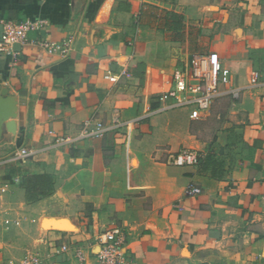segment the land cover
Masks as SVG:
<instances>
[{"label": "crops", "instance_id": "obj_1", "mask_svg": "<svg viewBox=\"0 0 264 264\" xmlns=\"http://www.w3.org/2000/svg\"><path fill=\"white\" fill-rule=\"evenodd\" d=\"M166 10L183 15L180 28ZM27 19L45 21L29 38L57 49L0 52V220L12 221L0 264H99V236L115 230L126 264H264V0H0V37L2 20ZM195 53L230 69L209 139L199 125L212 108L192 119L159 98ZM87 119L104 135L79 136ZM184 148L198 165L167 162ZM37 173L54 190L28 202L22 179ZM22 221L31 240L11 232Z\"/></svg>", "mask_w": 264, "mask_h": 264}, {"label": "built area", "instance_id": "obj_2", "mask_svg": "<svg viewBox=\"0 0 264 264\" xmlns=\"http://www.w3.org/2000/svg\"><path fill=\"white\" fill-rule=\"evenodd\" d=\"M2 32L0 37V52H9L13 56L17 55L16 44L22 45L28 42L39 44L54 52L57 48L54 44L29 38V33L36 29H41L45 24L44 20H2ZM106 78L110 81H116L117 75L107 74ZM230 83V69L227 68L221 59L213 53H195L191 56L189 64L184 69H178L174 73V87L163 93L159 98L161 101L174 99L178 107L190 109L192 119H201L211 111L212 104L219 94L220 86ZM239 93L234 92L238 97ZM105 127L101 121L87 119L82 125L79 136L104 135ZM30 152L26 148L20 149L16 156L23 162H28ZM200 154L194 149H181L177 152H170L167 162L174 165H198ZM18 182V179H15ZM9 183H4L0 187V194L8 189ZM199 188L194 184L189 185V193H199ZM12 221L9 218L0 220V226L10 227ZM124 233L120 230L107 232L99 236L100 249L96 256L99 264H126V259L122 251ZM69 246L63 244L56 249V252H67ZM75 256L80 260L86 259V253L82 248L74 250ZM37 257L33 255L26 256L23 264H35Z\"/></svg>", "mask_w": 264, "mask_h": 264}, {"label": "trees", "instance_id": "obj_3", "mask_svg": "<svg viewBox=\"0 0 264 264\" xmlns=\"http://www.w3.org/2000/svg\"><path fill=\"white\" fill-rule=\"evenodd\" d=\"M166 25H170L176 29L180 28L183 23V15L175 11H165ZM22 184L25 189L26 200L28 202H36L41 198L50 195L54 190L53 176L50 174H32L24 176Z\"/></svg>", "mask_w": 264, "mask_h": 264}, {"label": "rangeland", "instance_id": "obj_4", "mask_svg": "<svg viewBox=\"0 0 264 264\" xmlns=\"http://www.w3.org/2000/svg\"><path fill=\"white\" fill-rule=\"evenodd\" d=\"M215 105H216V103L213 104L212 112H211L210 116L208 117V120L204 121L203 124L199 125V129H201L203 136L207 139L211 138L214 135L215 129L221 124L220 123L221 119L216 116V109H222V110L226 109V107H215ZM223 105H226V104L223 103ZM46 214H48V213L46 212ZM45 216H50V215H45ZM21 226L23 228L20 231ZM18 229H19V232H18ZM34 231H35V227L32 226L31 223L27 224V221H22L20 226H18L17 228L11 229V232L13 234L20 236V237L22 235H26V236H28L29 240H31L35 236ZM0 232H1V229H0ZM20 249H17V250L20 251ZM96 251H99V248H97ZM18 258L19 257L14 256V259H18Z\"/></svg>", "mask_w": 264, "mask_h": 264}, {"label": "water", "instance_id": "obj_5", "mask_svg": "<svg viewBox=\"0 0 264 264\" xmlns=\"http://www.w3.org/2000/svg\"><path fill=\"white\" fill-rule=\"evenodd\" d=\"M15 47L18 48V47H19V44H16ZM7 114H8V113H6V111L1 110V111H0V119L2 120V119H4V118H7Z\"/></svg>", "mask_w": 264, "mask_h": 264}]
</instances>
